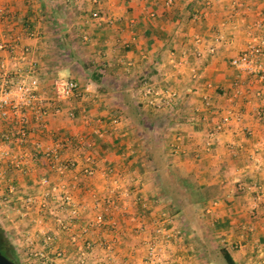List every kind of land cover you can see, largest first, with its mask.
<instances>
[{
  "label": "crops",
  "instance_id": "crops-1",
  "mask_svg": "<svg viewBox=\"0 0 264 264\" xmlns=\"http://www.w3.org/2000/svg\"><path fill=\"white\" fill-rule=\"evenodd\" d=\"M241 1L247 8L231 10L229 0H171L169 5L165 0H0V36L12 26V31L23 34L21 42L31 48L24 61L15 60L3 50L0 59L10 67H23V63L33 61L40 86L50 87L56 77H72L82 87L73 100L74 118L68 116L66 103L60 112L47 117L48 127L56 136L80 134L90 143L67 149V154L75 155L78 162L75 171L64 176L80 179L79 186L73 187L74 196L84 205L76 218L78 224L92 213L86 189L91 188L101 198L107 187L108 179L101 170L114 165V170H121L126 176L119 179V184L127 188V204L121 203L123 211L115 212L116 225L112 230L87 234L97 240L93 255L85 258L87 263L94 264L98 256L106 254L99 246L100 239L113 236V256L108 264H143L145 240L153 235V219L160 218L165 210L172 216L168 229L182 232L169 235L164 242L159 252L161 264H204L178 216L169 212L166 201L156 193L157 186L134 128L119 111L120 86L132 89L131 84L110 83L113 78H121L118 69L127 62L131 65L126 70L131 71L126 79L153 77V69L161 73L160 62H165L174 47L172 53L183 57V62L176 75L169 72L166 78L178 93L172 103L182 105V112L168 123L165 135L169 144L178 139L180 150L172 152L165 145L167 159L198 189L208 190L203 193L201 204L211 215L220 240L231 246L227 248L236 263L264 264V102L260 100L264 79L251 80V76L229 63V58L245 46L246 26L258 18L264 0ZM28 25L37 30L36 37L24 35ZM255 31L264 37V28ZM64 32L75 36L71 44L79 57L91 65L103 66L100 83L92 81L58 47ZM82 33H86L85 39ZM195 35L201 39L198 44L192 41ZM196 46L201 51L199 56L193 54ZM209 46L214 47V52L207 51ZM202 91L211 100L210 111L203 120L199 117L204 111L195 110L200 106ZM82 105L93 118L106 122L116 115L120 121L107 125V132L99 137L91 131L94 123L89 127L81 123ZM226 111L238 118L218 131L205 151L203 143L208 131ZM242 126L248 127L250 133L244 134ZM48 140L42 134V143ZM230 143L236 144L234 154L227 147ZM86 153L94 157L95 171L89 177L82 174ZM42 174L52 175L41 162L29 174L9 172L8 180L0 184V194L7 186L13 190L6 203L0 197V225L18 252L35 245L43 252V259L25 260L24 264H73L78 261L82 240L80 245L73 242L71 237L76 230H59L48 213L49 205L42 208L38 199L42 186L37 181ZM45 238L48 242L43 241ZM55 250H60L61 257L53 260Z\"/></svg>",
  "mask_w": 264,
  "mask_h": 264
},
{
  "label": "built area",
  "instance_id": "built-area-1",
  "mask_svg": "<svg viewBox=\"0 0 264 264\" xmlns=\"http://www.w3.org/2000/svg\"><path fill=\"white\" fill-rule=\"evenodd\" d=\"M258 15V19L253 22V31L247 33L245 46L229 58V63L234 68L251 76L252 79L262 81L264 79V37L254 30L262 28L264 25V9L260 10ZM1 20L4 21L5 17H1ZM22 35L19 31H12V26L8 27L6 32L0 36V50L15 60L24 61V57L31 52V48L29 44L21 42ZM24 35L33 38L38 35V32L28 25L24 29ZM82 37L85 39L86 33H82ZM193 41L198 43L201 39L195 35ZM207 51L214 52V47L209 46ZM193 53L199 56L201 51L197 48ZM23 64V67H10L3 59H0V184L8 180L9 172L29 174L41 162L52 175L42 174L37 180L42 186L39 196L40 204L58 206L60 211H54L55 223L61 230L77 229L76 233L72 234V240L77 233L79 235L87 233L89 225L113 226L115 223L113 208L117 207L119 197L124 194V191H127V188L120 187L119 171L114 170L115 167L113 168L112 165L101 170V173L108 179L107 187L104 194L100 196L101 198L91 188L86 189L89 192L92 207L95 209L90 222L85 221L78 224L76 218L84 205L74 196L73 187L79 186L80 179L75 176L64 177L75 171L78 162L75 155L67 154V149L72 145H89L90 143L80 134L56 136L48 127L47 117L60 112L62 104L68 105L66 109L68 116L75 117L73 100L82 90L80 83L72 77H56L52 80L50 87L46 88L40 86L35 63L31 61ZM192 76H196L194 71ZM85 88L86 86L83 90ZM162 91L164 92V89ZM162 91L151 88L149 102L152 107H166L174 100V91L169 93ZM256 94L259 92L257 91ZM200 95L201 103L200 106L195 107V110L202 109L204 111V114L199 117L203 120L206 119V113L210 111L211 100L210 95L206 92L202 91ZM260 100L264 102V95L260 97ZM233 118L237 119L238 115H233L230 111L219 115L203 143L205 150L211 140L217 138L218 131L228 125ZM79 119L83 125L88 127L94 123L91 131L99 137L107 132V125L110 126V124L120 121L116 115L110 117L106 122L100 117L93 118L83 105L79 109ZM241 131L244 134L250 133V129L246 126H242ZM42 134H45L49 139L48 143H42ZM227 147L232 154L235 153V143H230ZM178 149L177 144L173 151H178ZM83 160L86 164L82 167V174L89 177L95 171L94 157L86 153ZM69 178H72V181ZM256 188L259 186L257 185ZM12 190V186H7L6 191L1 192L2 203L9 200V193ZM159 215L160 218L153 219V235L145 240V264H161L159 252L162 250L164 242L169 235H175L181 231L172 232L168 229L172 216L165 210H162ZM82 242L85 248H89L88 239L83 238ZM108 246L109 243H106L105 248ZM55 253L57 256L61 255L60 250H56Z\"/></svg>",
  "mask_w": 264,
  "mask_h": 264
},
{
  "label": "trees",
  "instance_id": "trees-1",
  "mask_svg": "<svg viewBox=\"0 0 264 264\" xmlns=\"http://www.w3.org/2000/svg\"><path fill=\"white\" fill-rule=\"evenodd\" d=\"M61 36L63 41L58 47L64 49V53H62L75 60L80 69L86 72L92 81L100 83V71L103 66L101 64L91 65L78 56L71 44L75 36L70 32L61 33ZM58 51L61 52L59 49ZM147 77L148 75L138 78L143 80ZM117 101L120 105L121 115L134 128L138 145L157 186L156 193L166 201L165 205L169 212L178 216L181 228L187 235L189 234L197 256L203 260L204 264H237L227 246L215 241L211 228L204 222L202 208L199 209L203 197L197 187L191 181L178 175L167 159L161 137L162 127L163 124L174 121L181 115L182 105L171 103L162 113L165 118L164 123L162 120L156 121L153 115L148 116L146 112L144 114L141 101L135 98L134 91L124 85L120 86ZM0 241L4 243V247L0 244V251L15 264H22L20 253L7 239L1 225ZM54 255L56 256V254Z\"/></svg>",
  "mask_w": 264,
  "mask_h": 264
},
{
  "label": "rangeland",
  "instance_id": "rangeland-1",
  "mask_svg": "<svg viewBox=\"0 0 264 264\" xmlns=\"http://www.w3.org/2000/svg\"><path fill=\"white\" fill-rule=\"evenodd\" d=\"M171 1V0H170ZM170 1L169 0H165V2L167 3L168 2V5H169V3H170ZM239 2H240V4H239ZM229 6H230V8H231V10H237V9H239V7H244V6H246L245 8H247V4H243L242 3V1L241 0H229ZM244 8V9H245ZM259 16V15H258ZM258 19V18H257ZM256 19V20H257ZM253 22L254 21H252L250 24H248L247 26H246V32L248 33V32H251V31H253V27H254V25H253ZM262 28H264V25H262ZM257 28H255V30H256ZM254 30V31H255ZM246 33V34H247ZM248 36V35H247ZM76 37H78V36H76ZM79 38V37H78ZM80 39V38H79ZM193 39H194V37L192 38V41H193ZM194 42V41H193ZM80 43V42H79ZM195 43V42H194ZM199 43V42H198ZM198 43H196V44H198ZM198 47L196 46L195 48H192V50H193V52H194V50L195 49H197ZM199 49V48H198ZM172 50L174 51V47H172ZM172 51V52H173ZM172 52H169V54H168V56L166 57V60H165V62L163 63V62H160L162 65L161 66H159L158 67V70L159 71H161V73H156L157 72V69H153V72H155V74H154V76L153 77H151V76H149V77H147V78H145V79H143V80H140L138 77H135V78H133V77H130L131 79H126V76H128V74H129V72L131 71V70H126V69H128L129 67H130V63H125V64H122L121 66H120V68L118 69L119 70V72H121V74H122V76H121V78L120 79H117V78H113V79H111V81H110V83L111 84H117V83H119V84H125V83H130L131 84V86H132V91H134V96H135V98L136 99H138V100H140L141 101V103H142V110L144 111V114H145V112L148 114V116H154L155 117V119H156V121H159V120H162L163 122L165 121L164 119V117L162 116V113L164 112V109H167V107L169 106H166V107H160V108H155V107H152L151 106V103L149 102V99L151 98V92H150V90H151V88L152 89H157V90H163L164 89V92L163 93H165V91H167L168 93L170 92V91H174V100H175V98H176V96H178V93L176 92V90H175V88L173 87V86H171V84H169L167 81H169V80H167V78H166V75L169 77V75H168V73L169 72H172V74H175V73H177V71L180 69V65H181V63L183 62V57H180L179 55H177L175 52L174 53H172ZM194 54V53H193ZM179 56V57H178ZM86 61V60H85ZM88 62V61H87ZM127 66H129V67H127ZM156 70V71H155ZM133 74V73H132ZM176 75V74H175ZM132 76V75H131ZM171 76H173V75H171ZM250 77V76H249ZM250 79L252 80V77H250ZM129 80V81H128ZM178 90V89H177ZM180 93H181V91L179 92V95H180ZM177 94V95H176ZM174 100H172V102H174ZM150 107V108H149ZM145 109H147V110H145ZM149 109H150V111H149ZM162 110V111H161ZM149 112H150V115H149ZM165 123V122H164ZM168 123L167 124H163V129H162V132H161V137H162V143H163V145H164V150H166V148H165V145H169V148L171 149V151L173 152V148H175V146L178 144L177 142H178V139H176V141L177 142H174V141H172V142H174V143H171V144H169L168 142H167V140H166V138H167V136L165 135V133H166V131L168 130ZM212 130V128L208 131V133L210 132ZM207 133V134H208ZM207 137V136H206ZM215 139H213V141H214ZM212 143V141L210 142V144ZM210 144L208 145V148L205 150V151H207L209 148H210ZM178 146H179V144H178ZM180 148V147H179ZM180 150V149H179ZM166 152V151H165ZM113 168H114V165L112 166ZM120 172V176L118 177V178H125L126 176H124V174L121 172V170L119 171ZM175 172L178 174V175H180L179 174V172H178V170H175ZM181 176V175H180ZM120 187H122V188H125V185H120ZM197 189H198V187H197ZM198 191H199V193L201 194V195H204L203 193H207L208 192V190H204V189H198ZM203 197V196H202ZM38 199H39V197H38ZM125 200H127V191L125 192L124 191V194H122L120 197H119V201L117 202V207H114L113 208V216L115 217L116 215H115V212L116 213H119V212H121V211H123L122 209H123V206H125V204H127L126 203V201ZM122 203V205H120ZM47 205H49V207H50V210H49V214H50V216L51 217H53V220H54V217H55V212L57 211H60L59 209H58V206L57 207H55L54 205L53 206H50V204H47ZM44 206H42V208H43ZM200 207L202 208V211H201V213H202V215H203V220H204V222L207 224V226H209L210 228H211V230H212V232H213V234H214V239H215V241L217 242V243H219V244H225L223 241H221L220 240V238H219V236L217 235V231H214V227H216L215 225H214V223H213V219L212 218H210L211 217V215L209 214V213H207L206 211H205V206H203L202 204H200L199 205V209H200ZM47 208V207H46ZM84 208V207H83ZM82 208V209H83ZM91 209L92 210H90V212H92V213H90L89 215H88V217L87 218H85L84 220H86L87 222H90V218H91V216H92V214L94 213V209L95 208H93L92 206H91ZM55 211V212H54ZM54 212V213H53ZM80 215H81V211H79V215L77 216L78 218L80 217ZM115 223H114V225L113 226H101V225H98V226H94V225H89V228H88V231H87V233H85V234H82L81 235V238L79 239V234L77 233V235H75V238H74V240H72L73 242H75V243H77V244H79V241L80 240H82L83 238H86V239H88L89 240V242H90V246H89V248H85L84 246H83V244H81V247L79 248L78 247V250H79V252H78V261H76V262H74L73 264H91V262L90 263H87L86 261H85V258H88V256H90L91 255V252H92V250L94 249V247H96L97 246V244H96V242H97V240H93V239H91V238H88L87 237V234H89V233H91V232H97V233H99L101 230L102 231H104V230H106V231H109V230H112L113 228H114V226L116 225V217H115ZM54 222H55V220H54ZM85 222V221H84ZM78 223V222H77ZM83 223V222H82ZM69 227V226H68ZM57 228L59 229V230H61L58 226H57ZM69 229V228H68ZM68 229L67 230H62V231H65V232H67L68 231ZM76 231H77V229H75ZM5 233V232H4ZM7 237V236H6ZM109 238V237H108ZM108 238H106V239H104V240H101L100 239V244H99V246H100V248H101V250H103L104 251V253H106V254H104L103 256L102 255H100V256H98L99 257V259L94 263V264H108V261L112 258V256H113V244H112V242L114 241V239H113V236L110 238V239H108ZM9 241H10V238H7ZM13 238H11V240H12ZM113 239V240H112ZM147 240V239H146ZM33 241H34V239H33ZM44 242H48L47 241V238H45L44 240H43ZM11 242V241H10ZM27 242H30V241H27ZM12 243V242H11ZM81 243H83V242H81ZM108 244L109 243V246H108V248H105V244ZM0 244L4 247V243H3V241H0ZM35 245V244H34ZM80 245V244H79ZM228 246V245H227ZM30 248H32V249H30ZM27 251H19V253H20V257H21V262H22V264H24L26 261L25 260H35V259H38L39 260V258L41 259H43V257H44V255H43V252H39L38 250H39V248L38 247H36V245L35 246H33V247H30ZM228 248L229 249H231V246H228ZM56 252V250L54 251V254H56L55 253ZM109 253L110 254H112L111 256L109 255ZM93 255V254H92ZM91 255V256H92ZM58 258V257H61V255L60 256H55V255H53V256H51V258L53 259V258ZM25 258V259H24ZM92 258V257H91ZM54 260V259H53ZM143 264H145V252H144V255H143ZM89 262V261H88ZM27 264V263H26ZM36 264H39V263H36ZM51 264H53V262H51Z\"/></svg>",
  "mask_w": 264,
  "mask_h": 264
},
{
  "label": "water",
  "instance_id": "water-1",
  "mask_svg": "<svg viewBox=\"0 0 264 264\" xmlns=\"http://www.w3.org/2000/svg\"><path fill=\"white\" fill-rule=\"evenodd\" d=\"M0 264H15V263L0 251Z\"/></svg>",
  "mask_w": 264,
  "mask_h": 264
}]
</instances>
